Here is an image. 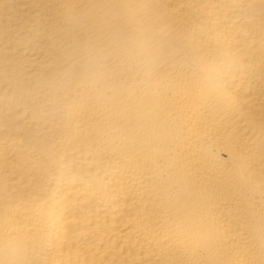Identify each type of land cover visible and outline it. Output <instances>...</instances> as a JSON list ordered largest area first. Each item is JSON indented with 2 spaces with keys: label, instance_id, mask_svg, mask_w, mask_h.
I'll list each match as a JSON object with an SVG mask.
<instances>
[{
  "label": "bare ground",
  "instance_id": "1",
  "mask_svg": "<svg viewBox=\"0 0 264 264\" xmlns=\"http://www.w3.org/2000/svg\"><path fill=\"white\" fill-rule=\"evenodd\" d=\"M0 264H264V0H0Z\"/></svg>",
  "mask_w": 264,
  "mask_h": 264
}]
</instances>
